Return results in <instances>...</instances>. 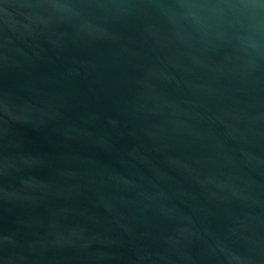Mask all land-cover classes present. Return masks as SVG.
Segmentation results:
<instances>
[{
	"label": "water",
	"instance_id": "1",
	"mask_svg": "<svg viewBox=\"0 0 264 264\" xmlns=\"http://www.w3.org/2000/svg\"><path fill=\"white\" fill-rule=\"evenodd\" d=\"M0 264H264V0H0Z\"/></svg>",
	"mask_w": 264,
	"mask_h": 264
}]
</instances>
